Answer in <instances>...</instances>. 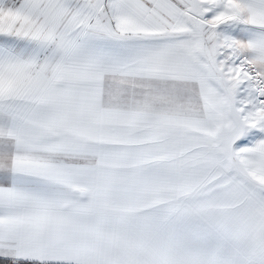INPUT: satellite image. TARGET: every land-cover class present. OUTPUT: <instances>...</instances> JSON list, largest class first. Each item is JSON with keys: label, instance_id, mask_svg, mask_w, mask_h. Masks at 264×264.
Masks as SVG:
<instances>
[{"label": "snow or ice", "instance_id": "6c2138e0", "mask_svg": "<svg viewBox=\"0 0 264 264\" xmlns=\"http://www.w3.org/2000/svg\"><path fill=\"white\" fill-rule=\"evenodd\" d=\"M0 264H264V0H0Z\"/></svg>", "mask_w": 264, "mask_h": 264}]
</instances>
